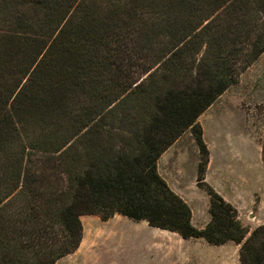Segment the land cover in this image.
<instances>
[{"label": "trees", "instance_id": "trees-1", "mask_svg": "<svg viewBox=\"0 0 264 264\" xmlns=\"http://www.w3.org/2000/svg\"><path fill=\"white\" fill-rule=\"evenodd\" d=\"M263 51L264 0H0V264H55L85 214L232 241L240 264H264V223L248 233L205 180L198 122ZM187 129L202 228L157 170Z\"/></svg>", "mask_w": 264, "mask_h": 264}, {"label": "rangeland", "instance_id": "rangeland-1", "mask_svg": "<svg viewBox=\"0 0 264 264\" xmlns=\"http://www.w3.org/2000/svg\"><path fill=\"white\" fill-rule=\"evenodd\" d=\"M198 122L202 130L205 129L208 141L212 145L214 164L219 163L223 158L224 137L229 135L234 141L245 143L243 146L239 145L243 152L242 162L234 161L233 165L239 173L247 172L252 175L250 182L240 184L238 187V191L244 195L237 198L240 209L238 218L249 233L256 226L264 223V161L261 159V145L264 141V51L239 75L234 84L200 114ZM188 133L189 130L185 134ZM177 147L175 152L171 151L173 157L170 161H178L181 165L183 169L179 178L181 188L195 208V217L201 218L205 215L209 198L204 189L193 185L197 168V152L192 149L191 141L186 137H183ZM255 154L258 156V161ZM161 163L169 165V158H163ZM248 193L250 194L247 195ZM80 218L83 233L79 248L75 254L64 257L61 264H103L102 254H105V259L109 258L108 264H138L140 262L136 252L134 254L122 252L123 247L129 250V247L125 245L128 238L118 233L122 231V226H117L115 234L107 235L106 231L109 232L112 228L108 227L105 231L102 226L96 227L97 220L102 221L98 215L85 214ZM200 222L195 220L196 224L193 225L198 227ZM126 232L132 234L129 230ZM145 235L151 238L149 234ZM171 236L180 238L176 234ZM166 242L167 240H164V244ZM102 248L103 251L100 252ZM217 248L201 238H189L178 246L180 252L188 251L190 254L194 252L208 257L225 251ZM227 252L229 254L227 264H234L236 252L234 250ZM163 263L169 264L168 260ZM180 264L183 263L180 262Z\"/></svg>", "mask_w": 264, "mask_h": 264}, {"label": "crops", "instance_id": "crops-1", "mask_svg": "<svg viewBox=\"0 0 264 264\" xmlns=\"http://www.w3.org/2000/svg\"><path fill=\"white\" fill-rule=\"evenodd\" d=\"M189 130V129H187ZM186 131H184L168 148H166L158 157L157 159V170L159 174L165 179L169 187L177 193L180 197H182L187 204L189 205L191 209V222L192 224H196L195 220L201 221L197 226L198 228H202L210 219L209 214V203L208 207L205 208V215L201 218L195 217V208L190 204V201L188 198L184 195L183 189L181 188L180 184V176L183 173V169L181 165L178 163V161H170L173 157V152H175V149L179 142L183 139V137H186L191 141V146L193 150H196L198 159L199 160V153L198 148L196 145V142L194 140L193 135L191 134L190 130L188 134H185ZM186 135V136H185ZM203 139L208 145L209 149V161L207 164L206 172H205V180L207 183H209L226 201L230 202L237 210L240 212L239 206L237 205V198L240 195H244L243 193H240L238 191V187H240V184H246L247 182H250L252 180V175H250L247 172L239 173L237 170H235L233 162H242L243 159V152L239 145H244L245 143L242 141H234L231 136L227 135L224 137V146H223V158L220 159L219 163L214 164V158L212 155V149L211 144L208 141L207 133L205 129L203 130ZM178 148V147H177ZM172 151V153H171ZM258 161V156L255 154ZM169 158V165L162 164L161 161L163 158ZM262 159V157H261ZM170 162H172L170 164ZM245 164V163H244ZM197 170V168H196ZM213 176V177H212ZM194 187L199 188L196 185V174L194 179ZM248 193L247 195H249ZM252 194V193H251ZM209 198V197H208ZM97 220V219H95ZM98 225H95L96 227L102 226L104 230L108 227L112 228L109 229V232L106 231V234H115L117 226H122L120 235L122 237H127L126 246L129 247V250H127V247H123V253H130L136 254L139 257V263L138 264H164L166 260H168L169 264H180L182 262L183 264H227V260L229 257V254L227 251L234 250L236 252L235 257V263L234 264H240L239 260V244H236L232 241H228L224 244L215 245L218 248L217 249H224V252H221L219 254L213 255L212 257H208L202 254L194 253L191 254L187 252H180L178 250V246H181L187 239L182 238L180 235H178L175 232L168 231L165 229H161L158 227H153L147 224V222L143 221H132L128 217L121 215V214H114L112 217H110L107 220H102L101 222L97 220ZM126 230H129L132 232V234H128ZM178 235L180 238L171 236L172 234ZM145 234L150 235L146 237ZM161 236V237H160ZM163 237V239H162ZM146 238V239H145ZM160 238V239H159ZM189 239V238H188ZM203 239V238H201ZM82 240V239H81ZM164 240H167V242L164 244ZM206 243H208L205 239H203ZM81 243V242H80ZM233 243V244H230ZM209 244V243H208ZM80 245V244H79ZM229 245V247H226ZM133 246V248H132ZM226 247V249H225ZM79 248V246H78ZM77 248V249H78ZM77 249L67 254L61 258H59L55 264H61L62 259L64 257L75 254ZM103 251V248L100 252ZM102 263L108 264L109 258L104 257L105 254H102ZM111 255V254H110ZM109 256V255H108ZM105 260H107L105 262Z\"/></svg>", "mask_w": 264, "mask_h": 264}, {"label": "water", "instance_id": "water-1", "mask_svg": "<svg viewBox=\"0 0 264 264\" xmlns=\"http://www.w3.org/2000/svg\"><path fill=\"white\" fill-rule=\"evenodd\" d=\"M143 222H147L145 219L144 220H142Z\"/></svg>", "mask_w": 264, "mask_h": 264}]
</instances>
